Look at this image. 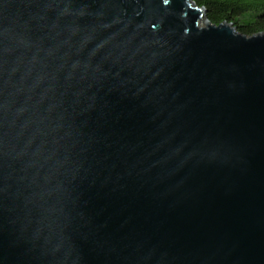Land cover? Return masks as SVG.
<instances>
[{"label":"water","instance_id":"1","mask_svg":"<svg viewBox=\"0 0 264 264\" xmlns=\"http://www.w3.org/2000/svg\"><path fill=\"white\" fill-rule=\"evenodd\" d=\"M0 264H264V33L0 0Z\"/></svg>","mask_w":264,"mask_h":264},{"label":"trees","instance_id":"2","mask_svg":"<svg viewBox=\"0 0 264 264\" xmlns=\"http://www.w3.org/2000/svg\"><path fill=\"white\" fill-rule=\"evenodd\" d=\"M205 11L212 26L231 25L238 34L252 37L264 33V0H192Z\"/></svg>","mask_w":264,"mask_h":264}]
</instances>
